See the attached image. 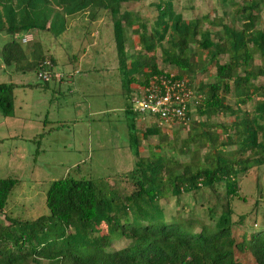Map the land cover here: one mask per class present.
<instances>
[{
    "label": "trees",
    "instance_id": "16d2710c",
    "mask_svg": "<svg viewBox=\"0 0 264 264\" xmlns=\"http://www.w3.org/2000/svg\"><path fill=\"white\" fill-rule=\"evenodd\" d=\"M130 1L133 0H0V33L6 35L0 61L4 66L12 65L19 74L34 70L36 77L44 69V54L38 51L25 55L15 36L37 32L57 39L65 32L67 18L87 12L94 19L103 10L110 14L117 69L123 77L127 146L137 159L128 174L134 185L129 195L117 196L110 190L103 193L90 179H63L52 181L45 192L46 215L33 221L3 215L0 264H240L239 256L248 257L251 264H264V228L247 237L242 235L237 242L229 204V199L238 198V179L251 168L264 164V84L257 87L251 84L259 76L264 77V70L258 68L255 72L252 66L254 51L264 54V32L251 31L264 0L236 5L242 29L235 31L227 24H219L223 27L222 34L213 33L216 40L202 29L203 23L208 22L206 17L182 20L173 12L172 0H160L154 4L156 17L151 25L140 23L139 34L136 30L131 32L144 52L141 56L126 54L125 50V27L130 29L133 21L128 13L119 10L122 3ZM191 45L215 69L212 82L197 84L195 91L197 105L193 111L205 122L190 124V134L178 150L172 148V156L155 145L159 151L140 158L139 140L158 137L160 130L150 126L141 135L135 131L136 115L132 112L130 95L154 75H170L157 68L153 54H146L159 48L162 64L177 68L179 73L173 76L191 87V81L181 74L187 72L191 77L193 73L188 61ZM220 55H227V61L219 63ZM48 61L53 67L50 57ZM13 88L12 84L0 83L3 117L12 112ZM230 92L237 106L235 110L224 103ZM258 93L260 100L251 111L239 109ZM217 113L233 116L229 125L215 126L224 135L222 140L218 138L220 134L206 129L209 119ZM202 149L206 153L200 155ZM178 156H188L189 160L177 161ZM17 184L16 179L0 178V216ZM217 185H224V202L219 205L216 217V209H208L213 225H199L198 220L189 218L190 225L198 227V231H193L190 226L165 219L161 200H178L183 193L201 190L213 193ZM242 222L240 218L237 224ZM97 225L104 227V234L94 236L90 228ZM121 240L126 242L124 246L111 248L113 242Z\"/></svg>",
    "mask_w": 264,
    "mask_h": 264
},
{
    "label": "rangeland",
    "instance_id": "374dc122",
    "mask_svg": "<svg viewBox=\"0 0 264 264\" xmlns=\"http://www.w3.org/2000/svg\"><path fill=\"white\" fill-rule=\"evenodd\" d=\"M158 1L160 0H133L120 5L119 13H128L133 21L132 27H125L124 31L126 54H144L139 48L137 36L131 32L136 30L139 34L140 23L147 27L151 25L156 17L154 4ZM248 1L172 0L171 4L173 12L179 14L182 20H200L206 17L209 23H215H203L202 29L208 30L212 40H216L213 33L222 34L223 27L219 24H227L235 31L242 29V18L235 11L240 6H246ZM97 18L101 19V24L95 30L100 34L98 41L85 37L78 43L79 38H75L72 41L73 48L70 45L62 55L56 54L58 50L49 36H40V47L38 42L20 45L25 55L29 52L38 54L40 51L45 60H49L51 56L62 60L65 55L72 53L78 58L82 52L86 53L85 58L78 60L74 67L62 63L65 61L52 67L54 73L58 72L61 76L60 84L52 79L47 82V87H43L34 70L24 74L15 73L12 65L4 66L0 61V83L10 84L22 80L23 85L29 86L14 88L11 92L10 116L3 117L0 112V178H13L18 181L7 199L4 213L0 216V225L5 223L3 215L18 221H33L46 215L44 197L52 181L90 179L98 190L103 193L110 190L117 196L129 195L134 189L128 174L134 169L137 159L130 154L127 146L123 113L125 94L121 83L123 77L117 69L112 19L103 10L97 12L94 19L87 14V23ZM251 31L264 32V4L261 11L255 14ZM21 37L18 35V39ZM5 40L6 35L0 33V50ZM189 49L191 55L189 54L188 61L193 73L191 77L187 72L181 74L191 81V89L195 93L197 84L212 82L215 69L205 56L198 53L195 45L189 46ZM150 54L154 55L155 64L161 71L172 75L179 73L177 68L162 64L159 48L146 55ZM226 61L227 55L218 56L219 63ZM252 66L256 68L255 72L258 68L264 70V54L261 56L258 51H254ZM251 84L255 87L264 84V77L259 76ZM53 85L58 87L54 92ZM129 88H132L131 85ZM257 95L239 109L243 112L251 111L256 101L260 100L259 93ZM224 103L233 110L237 108L232 92L226 94ZM192 112L188 121L165 126H157L151 120L135 121V131L140 135L144 128L150 126L160 130L158 137L149 136L139 140V157H147L149 153L159 151L155 145H160L167 156H172V148L178 150L182 141L190 134V124L193 121L203 124L205 122ZM231 121L233 116L217 113L209 119L206 129L220 134L218 138L222 140L224 135L215 126L229 125ZM204 153L206 150L202 149L200 155ZM175 159L186 162L189 157L178 156ZM238 182V198L229 199L231 218L235 223L232 231L237 242L242 235L247 237L258 228H264V164L251 168ZM224 189V185H217L213 193L201 190L183 193L178 200H161L163 215L167 221L180 222L185 227L193 228V231H198V227L191 226L189 218L198 220L199 225L211 226L214 220L209 218L208 209H216L214 217L219 214V205L224 202ZM240 218H243V222L237 224ZM90 229L94 236L105 232L102 225L92 226ZM125 243L124 240L113 242L111 248H121ZM239 260L240 264H251L248 257L239 256Z\"/></svg>",
    "mask_w": 264,
    "mask_h": 264
},
{
    "label": "built area",
    "instance_id": "2783aa9c",
    "mask_svg": "<svg viewBox=\"0 0 264 264\" xmlns=\"http://www.w3.org/2000/svg\"><path fill=\"white\" fill-rule=\"evenodd\" d=\"M15 39L19 44L28 45L30 39L22 36ZM44 69L37 75L40 82L45 83L52 78L61 80L55 75L48 60L43 61ZM196 94L185 80L173 75H154L145 86L130 95L132 112L136 121L151 120L157 126H165L177 122H186L197 105Z\"/></svg>",
    "mask_w": 264,
    "mask_h": 264
},
{
    "label": "crops",
    "instance_id": "0c3cea01",
    "mask_svg": "<svg viewBox=\"0 0 264 264\" xmlns=\"http://www.w3.org/2000/svg\"><path fill=\"white\" fill-rule=\"evenodd\" d=\"M87 14H88L87 12H84V13L76 14V15H74L71 18H67L66 26H65V32H64V34L62 36H60L57 39H54L51 36L46 35V34H40L39 35V33H37V32H32V33H29V34L24 35V36L29 37L30 41H29L28 44H31L32 42L33 43L34 42H38V43L41 44V39H39L40 36H49L50 37L49 38L50 41L52 39L51 42L54 43V45L56 46V48L58 50V53H56V54L62 55L65 50L69 49L70 45H72V48H73L74 44L72 43V41L75 38L76 39L79 38L78 43L80 42V40L82 38L84 40L85 37H89L92 41H93V39H94V41H95V39H96V41H98V39L100 37V34H99L98 31L96 32L95 30L101 24V19L97 18L96 20H93L92 22L89 21L87 23ZM86 24H88L89 26H86ZM57 41H59V42H57ZM40 44H38L39 45L38 47H40ZM77 47H78V45H77ZM36 49H38V48H36ZM29 53H31V52H29ZM52 53H49V54H52ZM53 55H55V53H53ZM85 55H86V53L82 52V54L78 58H76V56H74V54L72 53L69 56L65 55V58H63L62 60H58V58H56L55 56H51L50 59H52V61H53L52 63H53L54 67L57 64H59L60 62H62V61H65V62H62V63L66 64V65H71L72 67H74V65L78 62V60H81V59L85 58ZM0 68H2V66H0ZM74 71H76V70H74ZM54 74L55 75H60V74H58V72L54 73ZM52 79H53V82H55L56 84L57 83L60 84L61 81H62V80H58V79H54V78H52ZM21 81L18 80V81L10 82V84L14 85V88L24 87L25 85H23ZM42 85H43V87H47L48 86L47 82L42 83ZM25 87L29 88L28 85H26ZM52 88H53L52 92H54V90L58 89V87H55V85H53ZM26 129H27V126H26Z\"/></svg>",
    "mask_w": 264,
    "mask_h": 264
}]
</instances>
